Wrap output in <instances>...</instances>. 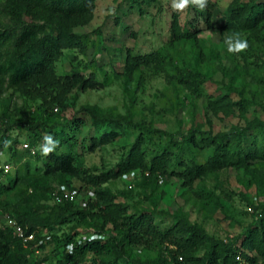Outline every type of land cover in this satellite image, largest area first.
<instances>
[{
  "label": "rangeland",
  "instance_id": "1",
  "mask_svg": "<svg viewBox=\"0 0 264 264\" xmlns=\"http://www.w3.org/2000/svg\"><path fill=\"white\" fill-rule=\"evenodd\" d=\"M231 3L232 0H208L204 11L190 6L178 13L172 11L171 0H138L135 3L131 0H98L92 20L73 29L86 37V51L65 49L56 64L59 75L81 72L96 80L98 87L70 92L66 96L69 109L65 115L59 106L43 112L42 106L52 103L51 96L47 98L49 103L43 105V97H32L4 80L0 84V119L7 111L12 123L10 141L18 138L23 144L33 140L34 134L27 128L29 123L40 121L68 127L74 114L85 115L87 124L77 133L79 144L76 151L87 170L88 179L79 181L62 173L46 177L43 160L30 158L22 152V145L17 148V157L13 159L7 148L0 146V166H10L8 180L16 176L22 180L1 200L15 201L22 197L20 191L30 192L31 186L37 184L43 197L40 199L42 204L54 205L52 193L55 191L74 189L77 199L73 202L83 208L87 202L95 201L98 190L107 188L114 194L115 203L127 208V214L150 209L161 230L171 227L184 216L191 223L201 224L209 235L227 242L253 225L255 220L246 211V206L255 196L264 204V155L263 158L249 159L247 165L240 163L208 173L195 179L192 187L183 186L181 178L160 174L156 185L143 192L136 186L144 173L142 170L118 171V164L127 159L132 148L143 152L149 165L165 150L170 158V170L174 172L190 169L195 162L208 166L215 154L210 136L228 134L231 137L226 135L224 141L236 142L238 128L243 127L246 131L243 149L254 152L259 148L264 152V19L255 31L234 29L228 24ZM9 4V0H0V10ZM174 26L181 31L188 28L191 35L174 38ZM0 28L16 33L19 24L0 11ZM237 33L248 41L249 47L244 52L232 54L228 52L225 40ZM127 50L135 56L155 53L162 66L157 69L140 67L139 79L132 82L131 90L124 83ZM13 52V39H10L4 43L2 53L7 56ZM187 67L205 75L203 81L192 88L180 81V72ZM228 92L234 102L239 94L249 99L245 112L241 111L239 103L224 107L221 98ZM255 108L257 112H254ZM89 112L98 119L116 118L122 138L93 147L95 118ZM254 115H258L262 123H253L249 127L245 118L249 121ZM192 124L202 130L195 136L198 146L182 141L170 145L168 138L159 133L186 132ZM143 126L153 132L141 130ZM44 135L38 137L41 139L37 148L43 143ZM176 138L181 139V136ZM107 173H117V176L105 182H92L89 177L100 178ZM69 181L72 186L68 185ZM203 188L213 192L212 196L200 195ZM3 211L0 208V224L6 222ZM95 222L92 217L86 223H77L73 219L53 230L41 229L40 242L45 248H39L38 241L35 256L47 258L41 264L56 263L59 251L56 244L48 241L47 234L72 232L82 239L118 234L110 223L104 227V234L99 235ZM202 254L203 251L198 256ZM119 255L120 264H152L157 250L131 245L122 247ZM254 264H264V256L258 255Z\"/></svg>",
  "mask_w": 264,
  "mask_h": 264
},
{
  "label": "trees",
  "instance_id": "2",
  "mask_svg": "<svg viewBox=\"0 0 264 264\" xmlns=\"http://www.w3.org/2000/svg\"><path fill=\"white\" fill-rule=\"evenodd\" d=\"M97 1L9 0L10 4L0 11L16 21L19 29L18 32L12 33L8 29L0 28V84L7 80L9 85L23 89L32 97L41 96L43 105L49 103L47 98L51 96L52 103L47 107L42 106L43 112L46 113L48 108L59 106L63 115L69 109L66 96L70 92L74 89L83 92L98 87L96 80L81 72L59 75L56 66L63 57L65 49H77L81 53L86 51V37L77 34L73 29L92 20ZM131 1L135 3L138 0ZM211 8L214 6L211 5ZM228 13V24L231 27L242 31H255L260 21L264 19V0H232ZM172 32L174 38L191 35L188 28L181 31L177 26L173 27ZM10 39H13L14 52L4 56L2 48ZM140 67L157 69L162 66L155 53L135 56L127 50L124 59V83L128 90H131L132 82L139 79ZM180 73V81L188 84L190 88L201 83L205 77L202 72L192 67L184 68ZM221 99L224 107L239 103L242 106V112H245L249 104V99L243 98L241 94L236 102L231 100L229 92ZM6 112L4 111L2 114L4 116L0 119V146L3 148L4 142L11 138L9 130L12 127ZM254 112H257V108ZM90 115L95 118L94 126L96 127L92 140L93 147L106 145L122 138L116 118L99 117L98 119L95 114L90 113ZM253 117L249 121L244 117L249 127L253 123H262L258 115ZM86 124L85 115L75 116V114L68 127L49 125L40 121L29 123L27 128L34 135L33 140L28 142L37 150L35 154H31L28 149H23L22 152L35 160H43L46 177L62 173L84 181L87 170L81 164L76 148L79 144L77 133ZM243 128H238L239 132L235 129L238 132L236 142L224 141V137L228 134L210 136V142L215 145V154L208 166L195 162L190 169L184 168L183 171L174 172L170 170V158L165 150L149 165L144 159L143 152L132 148L127 159L118 164V171L142 170L144 173L136 186L141 187L143 192H146L148 187L156 185L160 174L181 178L183 186L192 187L195 179L202 178L208 173L228 166H239L240 163L247 165L249 159L263 158L264 152L259 148H256L254 152L243 149L245 143L243 136L246 132ZM141 130L153 132L151 128L144 126ZM43 133L50 134L54 140L59 141L58 147L48 156L42 155L36 145L41 139L38 137H41ZM159 133L168 138L170 145L175 146L182 141L198 146L195 136L201 134L202 130L198 125L192 124L186 132L159 131ZM177 136H181V139H177ZM199 140L203 143L202 139ZM20 145L18 138L11 139V144L6 147L11 153L10 158L17 157V148ZM8 175L9 171L4 172V168L0 167V208L4 210V215L8 214L21 225L26 226L29 231L35 232L36 239L32 245L37 246L38 241L40 242L41 229L53 230L56 226L72 222L73 219L77 223H86L92 217L96 220L99 235L104 234V227L110 223H113L118 231L116 235L105 234L107 236L102 235V238L83 239L72 232L61 235L47 234L48 241L56 244V250L59 251L55 264H120L121 255L119 254L122 247L131 245L156 249L157 257L152 264H254L258 255L264 256V204L260 205L262 217L252 216L255 220L253 225L245 229L238 237L229 238L227 242H224L209 235L201 224L191 223L184 216L179 217L171 227L161 230L150 209L144 208L127 214V208L116 204L114 194L107 188L98 190L95 201L87 202L83 208L76 206L73 201L54 202L52 206L42 204L43 200L40 199L43 197L39 194L37 184L31 186L33 189L30 192L29 190L20 191L22 197L15 201L1 200L22 182L19 176L8 180ZM116 176L117 173H107L100 178L92 175L89 177L92 182H98V180L105 182ZM68 185L72 186L71 181ZM132 192L133 190L130 194ZM204 193L208 197L213 194L203 188L200 195ZM250 203L251 199L247 204ZM38 247L44 249L45 245L40 242ZM200 251H203V254L198 256ZM35 252L25 247L14 236L13 230L6 222L0 224V264H41L47 260L46 257L37 258Z\"/></svg>",
  "mask_w": 264,
  "mask_h": 264
},
{
  "label": "built area",
  "instance_id": "3",
  "mask_svg": "<svg viewBox=\"0 0 264 264\" xmlns=\"http://www.w3.org/2000/svg\"><path fill=\"white\" fill-rule=\"evenodd\" d=\"M23 149L30 150L31 154L36 153V148L31 145L28 141H25L21 144ZM1 167V166H0ZM4 168V172H8L10 170V166L6 165ZM7 169V171L5 170ZM77 199V191L74 189H65L62 191L53 192V200L55 203H62L64 201H75ZM261 202L257 198V196L251 199V203L247 204L246 211L255 217H262L263 212L260 208ZM6 224L13 230V234L16 238H18L25 247L31 248L33 251H36V244L32 245V242L35 241L36 235L35 232L29 231L26 226L21 225L16 219L5 215ZM92 238V237H91ZM94 238V237H93ZM98 238V237H95ZM182 260V258H180Z\"/></svg>",
  "mask_w": 264,
  "mask_h": 264
},
{
  "label": "clouds",
  "instance_id": "4",
  "mask_svg": "<svg viewBox=\"0 0 264 264\" xmlns=\"http://www.w3.org/2000/svg\"><path fill=\"white\" fill-rule=\"evenodd\" d=\"M190 6L197 8L199 11H204L208 6V0H171V9L173 12L183 13ZM229 53L238 54L248 49V41L242 38L238 33L234 36L227 37L225 40ZM5 147L11 144L10 140L4 142ZM59 145V141L54 140L50 134H45L43 143L39 145L41 154L44 156L50 155ZM7 171V169H5ZM95 238V237H94ZM71 250V246H70Z\"/></svg>",
  "mask_w": 264,
  "mask_h": 264
}]
</instances>
